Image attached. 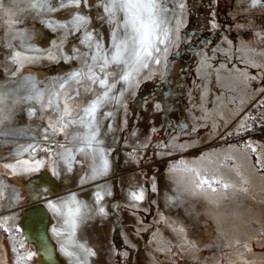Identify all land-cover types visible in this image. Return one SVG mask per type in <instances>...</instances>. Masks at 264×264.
I'll use <instances>...</instances> for the list:
<instances>
[{
	"label": "rangeland",
	"instance_id": "rangeland-1",
	"mask_svg": "<svg viewBox=\"0 0 264 264\" xmlns=\"http://www.w3.org/2000/svg\"><path fill=\"white\" fill-rule=\"evenodd\" d=\"M95 2L71 7L70 14L87 16L88 30L108 42L110 27L97 15ZM58 4L52 0L54 7ZM166 7L172 42L161 54V63L144 70L139 83L124 91L121 103L103 109L113 113L99 134L108 160L103 175L93 172L91 158L77 154L81 163L73 162L69 171L56 155L60 149L51 154L41 150L48 147L41 136L48 113L43 119L39 111L29 115L30 105L20 99L28 94L21 87L24 77H34L44 89L73 70L61 74L70 64L60 57L68 56V45L85 50L81 33L68 35L57 51L65 29L42 22L63 24L71 15L61 20L48 19L49 13L38 18L29 14L24 19L18 13L14 31L25 33L24 43L38 50L24 54L41 57L22 67L10 62V52H23L20 41L12 40L15 47L10 50L9 33L0 28V89L19 100L5 125L16 134L0 136V245L6 238V263L40 264L20 224L28 206L72 193L82 201V194L91 193L92 207H103L105 214L93 213L83 225L94 242L88 246L95 253L88 264H264V6L251 7L250 0H167ZM196 21L215 39L193 54L178 55L184 43L193 41L195 34L186 32ZM35 26L47 33V45L34 44ZM49 51L55 59L48 58ZM38 72L46 75L40 79ZM81 92L80 99L86 100ZM34 118L37 125L29 126ZM29 144L36 145L34 153H18L21 145ZM36 161L42 162L38 170H24ZM8 164L15 167L6 168ZM189 168L206 176L216 172L213 178L223 177L230 186L214 185L216 192L195 196L184 192L176 200L178 188L190 187ZM43 181L49 182L51 192L39 188ZM97 191L103 197L99 205ZM141 191L144 199L133 201L130 194ZM48 213L53 255L69 264L52 232L57 218ZM29 253L34 254L31 259H20Z\"/></svg>",
	"mask_w": 264,
	"mask_h": 264
},
{
	"label": "snow or ice",
	"instance_id": "snow-or-ice-1",
	"mask_svg": "<svg viewBox=\"0 0 264 264\" xmlns=\"http://www.w3.org/2000/svg\"><path fill=\"white\" fill-rule=\"evenodd\" d=\"M81 3L88 6V0H59L58 7L52 5V0H0V12L4 13L0 15V28H5L9 33L6 46L10 50L13 49L15 46L12 40H18L19 47L23 50L10 52V62L22 67L41 58L24 54L38 50L24 43L25 33L14 31L19 22L18 13L38 18L69 7L79 8ZM166 4L167 0H96L94 7L97 15L110 27L106 45L102 38L97 39L88 30L90 20L79 12L70 14L71 20L63 24L52 20L42 21L54 29H65L61 43L56 44L57 51L62 47L63 39L76 33H81L80 44L85 48L81 51L80 48L74 47L70 56H61L60 59L78 62V66L45 85L44 89L38 87L40 82L34 77H24L21 86L28 93L20 99L30 105L29 115H35L39 111L43 119V113H48V122L41 133L42 140L48 147L41 150L51 154L54 149H60L56 155L69 171L73 162L81 163L76 160V155L79 154L86 159L91 158L92 170L96 175L107 172L108 160L104 149L100 147L102 140L99 139V134L103 121L112 118L113 113L103 109L106 105L121 103L124 91L139 83L138 78H143L141 74L144 70H150V65L161 63V54L167 53V45L172 42V29L169 28L171 19L166 15L169 12ZM250 6L264 4L261 0H250ZM48 58L56 57L49 51ZM19 67L16 71H19ZM15 74L16 72L11 73L13 76ZM117 85L121 87L118 89ZM81 90L87 94L86 100L80 99ZM18 102L12 93L0 89V136L16 134L13 130L5 128V125L11 122ZM242 127L247 130L246 124ZM108 128L111 130V125H108ZM56 135H63V141L52 139ZM36 150L35 144L21 145L18 153H34ZM24 163L27 164V161ZM41 163L36 161L34 167H25L24 170H38ZM5 167L15 166L8 164ZM187 171L190 175L186 184L190 187L178 188L176 200H179L184 192L195 196L207 191L216 192V186H222L224 189L230 186L223 177L214 179L216 172L206 176L197 168H189ZM130 195L133 201L144 199L143 191L132 192ZM94 196L96 204L99 205L103 199L101 193L97 191ZM43 207L57 218V226L52 228V232L58 238L60 251L68 258L69 264H88L89 257L95 253L86 243L77 239V233L87 220L91 219V214H105L104 208H93L85 204L77 199L75 193L57 200H47ZM42 223L43 217L38 211L33 226ZM174 231L180 233L183 229L174 228ZM33 255L29 253L27 257L20 259H31Z\"/></svg>",
	"mask_w": 264,
	"mask_h": 264
},
{
	"label": "bare ground",
	"instance_id": "bare-ground-1",
	"mask_svg": "<svg viewBox=\"0 0 264 264\" xmlns=\"http://www.w3.org/2000/svg\"><path fill=\"white\" fill-rule=\"evenodd\" d=\"M90 2H92V0H89ZM82 6V5H81ZM81 8V7H80ZM80 8H77V9H80ZM75 10V9H74ZM72 9L71 7L69 8H65V9H61L59 11H56V12H53V13H49L48 15V19H52V18H59L61 20H63L65 17L67 18L69 16V14L71 13ZM91 11L90 9L88 10V14H90ZM90 16V15H89ZM54 18V19H55ZM35 31H36V34H35V38H34V41H35V45H47V42H48V35L47 33L44 32V30H42L40 27L38 26H35ZM105 45L107 44L106 42V39H103ZM39 46V45H38ZM77 46L76 44L73 45H68L66 46L67 48V52H68V56H70L72 54V50L73 48ZM79 47V46H78ZM69 63L67 64H70V67H67L66 69H62L61 70V74H65L68 70H70L69 68H74L76 66H74L73 64V61H68ZM46 74L44 72H38V77L41 79V78H44ZM108 109V108H107ZM107 111V110H106ZM37 125V121L36 119L34 118L29 126H36ZM61 164V163H60ZM40 189H43L44 191H49L51 192V186L49 184V182H46V181H43V183H41V185L39 186ZM36 190V191H35ZM34 192H33V197H37V195L39 194L37 192V189H35ZM93 191V190H92ZM38 193V194H37ZM85 193V192H84ZM90 195L91 193H85V194H82L81 195V199L82 201L85 203V204H88L90 206H92V203H90ZM97 232V231H96ZM91 237V233L89 231V228L87 226H82L79 230H78V233H77V239L81 242V243H89L87 245L88 246H94V242L90 239ZM49 240V239H48ZM46 245H50V248L48 249H44L42 250V257L40 258V264H62L61 261L53 255V252H54V248H53V245L51 244L50 240L47 241L46 238L44 239ZM99 243V242H98ZM41 245V244H40ZM50 251V253H49ZM98 252V251H97ZM97 257V256H96ZM98 258V257H97ZM62 260V259H61ZM94 260V258H93ZM92 263V262H91ZM98 263H102L101 260L98 261Z\"/></svg>",
	"mask_w": 264,
	"mask_h": 264
},
{
	"label": "flooded vegetation",
	"instance_id": "flooded-vegetation-1",
	"mask_svg": "<svg viewBox=\"0 0 264 264\" xmlns=\"http://www.w3.org/2000/svg\"><path fill=\"white\" fill-rule=\"evenodd\" d=\"M202 21L203 20H201V22ZM200 25H201V23L200 22H197V23H195L194 28H192L190 26V24H189V26H188V32H186V33H190V31H191L192 33L195 34L194 35V38H193V41L190 42V43H188V44H185L184 43L180 47V50L178 52V55H180L181 53L184 54V55L185 54H193L198 49H200L201 47H203L209 40H214L215 39V36H214L215 34L214 33L207 32L206 30L201 29L200 28L201 27ZM39 199H41V198H39ZM39 206H44V205H42V204H33V205H30V206H28L25 209L24 213L26 211H30V209H32L34 207H39ZM22 218H23V225H24V229H25V233L27 235V238L29 240L34 239V240L37 241L38 240L37 239L38 236L40 235V233H42L41 228H39L38 225L37 226H33V221H31V217H28V218L25 217L24 218V216L22 215ZM22 218H21V220H22ZM117 228H120V225ZM47 236H48V239H50L48 233H47ZM40 244L41 245H40V251H39L40 252L39 258L42 257V250L50 248V245H46V243H45L44 240ZM30 245L33 246L36 250L38 249V245L35 242L30 243ZM49 253H50V251H49Z\"/></svg>",
	"mask_w": 264,
	"mask_h": 264
},
{
	"label": "water",
	"instance_id": "water-1",
	"mask_svg": "<svg viewBox=\"0 0 264 264\" xmlns=\"http://www.w3.org/2000/svg\"><path fill=\"white\" fill-rule=\"evenodd\" d=\"M36 211V212H35ZM40 212L41 216L43 217V223L39 224L38 227L41 228L42 233H40V235L38 236V242L42 243L43 240L46 238L47 241L48 240V236H47V229H48V218H49V213L48 211L43 207V206H39V207H34L32 209H30V211H26L23 216L25 217H31V221H33L37 215V212ZM33 219V220H32ZM21 226L24 228L23 225V218L21 220ZM25 230V229H24ZM38 243V244H39Z\"/></svg>",
	"mask_w": 264,
	"mask_h": 264
},
{
	"label": "crops",
	"instance_id": "crops-1",
	"mask_svg": "<svg viewBox=\"0 0 264 264\" xmlns=\"http://www.w3.org/2000/svg\"><path fill=\"white\" fill-rule=\"evenodd\" d=\"M22 17L25 19V17L26 18L29 17V14L22 13ZM22 231H23V235H24L25 241L27 242L28 245H30V243H32V242H35L38 245V249L36 250L37 251V255H38L37 256V260H38L39 259V254H40V252H39L40 251V243L38 241L34 240V239L29 240L27 238V235H26L25 230H24L23 227H22ZM1 256H3V258ZM7 257H8V247H7V240L5 238L4 240H2V246L0 245V264H10V263H6Z\"/></svg>",
	"mask_w": 264,
	"mask_h": 264
}]
</instances>
